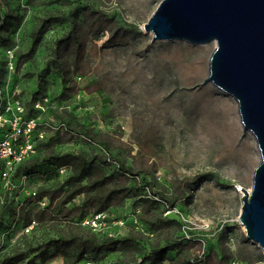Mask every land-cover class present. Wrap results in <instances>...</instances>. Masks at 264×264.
<instances>
[{"label":"rangeland","instance_id":"374dc122","mask_svg":"<svg viewBox=\"0 0 264 264\" xmlns=\"http://www.w3.org/2000/svg\"><path fill=\"white\" fill-rule=\"evenodd\" d=\"M161 1L5 2L10 16L1 33L9 45L0 41V108L12 118L20 101L24 117L39 121L32 139L42 164L32 175H6L0 164V257L19 243L37 245L67 232L63 220H50L48 207L70 210L76 221L96 215L101 200L89 187L79 191L68 183L65 165L53 159L75 152L95 161L106 188L130 192L85 231L119 237L141 232L146 247L88 253L78 261L73 248L51 247L49 258L36 264H170L180 257L264 264L263 249L239 221L242 188L251 189L261 161L256 139L244 131L237 101L205 82L216 42L154 40L143 30ZM68 35L58 70L48 61L55 41ZM198 96L229 100L232 113L203 119L195 113ZM188 178L196 181L183 184ZM154 193L166 200L145 198L158 199ZM164 219L170 221L161 226ZM149 250L160 253L146 258Z\"/></svg>","mask_w":264,"mask_h":264},{"label":"water","instance_id":"95a60500","mask_svg":"<svg viewBox=\"0 0 264 264\" xmlns=\"http://www.w3.org/2000/svg\"><path fill=\"white\" fill-rule=\"evenodd\" d=\"M142 28L154 40L216 42L205 82L237 101L256 139L261 161L242 188L239 221L264 251V0H162Z\"/></svg>","mask_w":264,"mask_h":264},{"label":"trees","instance_id":"16d2710c","mask_svg":"<svg viewBox=\"0 0 264 264\" xmlns=\"http://www.w3.org/2000/svg\"><path fill=\"white\" fill-rule=\"evenodd\" d=\"M7 0H0V41L4 46L9 45L8 39H5L2 35V30L9 23V9L7 8L5 2ZM73 35V32L70 34ZM68 35L66 38H59L55 41L52 50V57L49 59L48 64H53L58 70L62 67V47L66 44L65 42L69 39ZM68 38V39H67ZM67 39V40H66ZM37 39H34V42ZM66 40V41H65ZM69 41V40H68ZM60 74L65 78V74L60 71ZM36 153L25 161L21 162L16 167L17 175H32L38 172L42 160L39 157H35ZM54 161L60 165L68 166V178L67 182L73 184V187H80L79 191H82L85 187H89V193L92 192L95 198L100 199L98 201V207L96 209V214L105 212V209L111 204V202L119 196H128L129 191L127 188H119L116 186L106 188L107 182L105 183L103 176L97 178L100 172L99 167L96 165L94 160L86 158L81 153L69 152L62 155H55L53 157ZM204 176H213L212 174H206ZM84 180H87V184L83 185ZM196 178H188L183 181V184L193 183ZM144 188H151L150 182L144 183ZM155 195L157 193H154ZM160 195L152 198L148 195L145 197L151 200L154 204H157L160 199L166 200L164 194L158 193ZM99 197H96V196ZM43 195H39L38 198H42ZM160 198V199H159ZM178 195L171 201V206L180 199ZM51 214L50 220H63L65 224L68 225L69 229L67 232L61 233L58 238H51L47 241L41 242L40 244L34 245L33 243L18 244L15 249L11 252L4 254L0 257V264H21L26 261V264H36L37 261L44 263L49 258V251L51 247H58L60 249L73 248L75 251L74 261L80 260L84 255L90 253L92 255H98L105 252L113 251L118 248H123L127 251L140 252L143 247H146V240L141 232H132L124 236H114V235H102L100 236L93 229L90 231H85L84 225H82V218L80 221H76L75 217L71 214V211H63L59 209L49 210L46 209ZM169 219H164L160 221V225L163 226L162 222H169ZM30 221L28 222V224ZM160 253V251L149 250L145 252L146 258H150L154 253ZM33 257L28 259L30 255ZM28 259V261H27ZM204 262L203 258L193 259L188 257H180L173 259L170 264H201ZM131 264V263H130Z\"/></svg>","mask_w":264,"mask_h":264},{"label":"built area","instance_id":"2783aa9c","mask_svg":"<svg viewBox=\"0 0 264 264\" xmlns=\"http://www.w3.org/2000/svg\"><path fill=\"white\" fill-rule=\"evenodd\" d=\"M13 108L15 114L12 118H7L5 110L0 108V164L5 167L6 175L12 173L18 164L36 153V143L32 136L38 133L40 128V123L35 117H24V107L20 101H16ZM39 134L43 136L42 131ZM68 168L66 165L61 167V172H67ZM103 213L85 217L82 224L96 228ZM119 223L123 224L122 221Z\"/></svg>","mask_w":264,"mask_h":264},{"label":"bare ground","instance_id":"6f19581e","mask_svg":"<svg viewBox=\"0 0 264 264\" xmlns=\"http://www.w3.org/2000/svg\"><path fill=\"white\" fill-rule=\"evenodd\" d=\"M196 102L200 103V107L195 110V113L199 115V117L206 120H222L223 118H227L228 114L232 113L233 105L229 100H221V99H202V96H198L196 98ZM220 102L223 104V109L219 106ZM158 114V113H156ZM175 111L166 113L165 115H174ZM250 189V188H249ZM244 227V225L242 224Z\"/></svg>","mask_w":264,"mask_h":264}]
</instances>
